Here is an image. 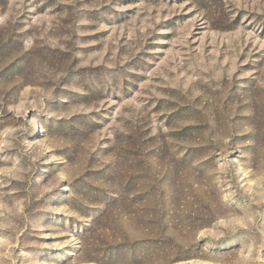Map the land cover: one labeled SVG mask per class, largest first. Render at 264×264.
<instances>
[{
	"label": "rangeland",
	"instance_id": "1",
	"mask_svg": "<svg viewBox=\"0 0 264 264\" xmlns=\"http://www.w3.org/2000/svg\"><path fill=\"white\" fill-rule=\"evenodd\" d=\"M0 264H264V0H0Z\"/></svg>",
	"mask_w": 264,
	"mask_h": 264
}]
</instances>
